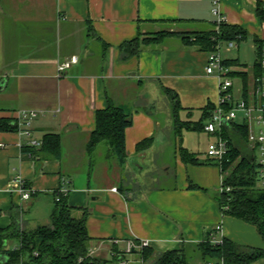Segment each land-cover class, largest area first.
<instances>
[{"label":"crops","instance_id":"0c3cea01","mask_svg":"<svg viewBox=\"0 0 264 264\" xmlns=\"http://www.w3.org/2000/svg\"><path fill=\"white\" fill-rule=\"evenodd\" d=\"M259 1L264 4V0H0V122L17 126L15 131L0 130V229L15 219L27 232L49 221L46 226L50 225L56 192L68 180L69 205L91 210L86 227L93 239L92 256L111 260L112 253H124L127 242L134 241L159 253L185 249L194 257L193 264H206L194 245L217 225L224 238L240 247L264 250L255 226L221 212L216 199L223 185L220 167L209 160L207 151L185 147L183 133L174 134L171 102L162 87L177 93L180 114L188 117L182 121H199L203 109L219 100L218 79L206 72L209 53L184 45L178 36L143 47L128 58L121 50L139 35L177 26L184 31L209 29L217 8L227 24L248 33L246 40L253 41L257 54L254 39L264 40V22L256 12ZM74 56L78 63L60 73L59 65ZM233 83L236 97H242V79L235 77ZM253 91L251 81L250 104ZM109 99L132 118L125 134V165L107 159L104 145L91 154L87 151L96 113L107 108ZM21 111L39 113L32 123L34 139L42 141L50 133L61 136L60 160L45 156L41 147L28 146L18 128ZM156 111H163V121ZM148 138L153 139L151 147L137 152V145ZM181 146L200 164L184 163ZM17 177L33 189L29 201L10 191ZM18 245L16 240L8 243L11 248ZM126 259L142 264L136 253ZM252 264H264V259Z\"/></svg>","mask_w":264,"mask_h":264},{"label":"trees","instance_id":"16d2710c","mask_svg":"<svg viewBox=\"0 0 264 264\" xmlns=\"http://www.w3.org/2000/svg\"><path fill=\"white\" fill-rule=\"evenodd\" d=\"M257 15L264 22V4L258 2ZM178 36L186 46H197L205 52H215L219 45L235 41L239 44L246 40L248 33L237 26L214 22L206 30L184 32H156L139 35L137 39L121 46L124 57L138 55L143 47L161 44L166 38ZM257 45V60L248 68L237 61H224V65L233 69L231 77H240L243 82V97L248 101V90L251 81L264 74L260 58L264 49V40L255 38ZM235 68H242L239 71ZM163 93L170 99L174 120V134L181 137L184 130L204 131L205 123L210 119L215 106L207 105L203 109L202 118L196 123L182 121L180 112L183 110L177 93L162 87ZM132 125V118L110 99L104 110L96 113V129L91 133L87 151L91 154L97 147H107V159H116L125 165L127 161L126 130ZM17 126L1 121L0 130L15 131ZM222 136L228 141L230 151L225 157L221 172L223 187H231L230 193L219 191L216 199L223 214L235 217L245 223L255 226L264 240V187L260 183V166L256 159V150L249 141V130L246 124L236 123L226 126ZM153 143L152 138L143 140L137 145V152L148 150ZM40 151L49 158L60 160L62 157V138L59 134H46L42 140ZM181 160L186 164H200L195 154L184 147L179 148ZM191 188H196L191 185ZM68 196V195H67ZM58 195L57 202L51 215V224L41 226L34 231L21 229L15 221L5 229H0V264H118V259L111 260L90 255V245L93 239L87 232L86 222L91 214L88 207H73L68 203V197ZM211 234L194 245L201 260L206 264L223 260L225 264H252L264 259V250L240 247L224 238L223 245L214 246ZM16 240V248L8 246ZM132 253L139 255L142 264H193V256L186 250L159 253L152 248L142 247ZM126 259V256H125Z\"/></svg>","mask_w":264,"mask_h":264},{"label":"built area","instance_id":"2783aa9c","mask_svg":"<svg viewBox=\"0 0 264 264\" xmlns=\"http://www.w3.org/2000/svg\"><path fill=\"white\" fill-rule=\"evenodd\" d=\"M217 4V1H216ZM213 14L216 16L215 23L219 26L225 23V18L220 14L219 10L215 8ZM229 49L237 48L235 41L227 43ZM219 45L217 51L210 52L206 72L209 75H214L219 82V100L215 105L210 119L204 125V131L210 135L215 136V141L211 142L208 146L207 156L209 160L218 165L221 169L222 163L230 151L228 141L222 136V130L226 126H230L236 122L241 125L246 124L249 130V141L251 146L256 150L257 163L260 166V183L264 187V74L255 79L254 82V101L250 104L242 96L237 98L234 93V83L231 74L233 69L224 65L225 59L221 55V48ZM260 62L264 69V49L261 52ZM78 63L76 56L72 57L68 62L59 65V72H65L72 65ZM37 111H21L18 116L19 131L26 137L27 144L31 148L42 147V141L33 138L32 123L38 117ZM70 182L64 180L61 188L57 191L58 195L67 196L69 193ZM116 191V188L113 189ZM233 189L231 187L224 188L221 186L220 191L223 193H230ZM10 191L18 193L22 200L29 201L33 195V189L28 187L21 177H17L11 182ZM59 197L56 198L58 202ZM211 243L214 246L223 245L224 235L221 225H217L214 232L211 234ZM142 247H147L146 244L141 243L138 245L134 241H128L124 249V253H112L118 259V264H130L125 259V256L132 254L135 250ZM90 255L92 253L90 252ZM208 264H225L223 260L219 262H210Z\"/></svg>","mask_w":264,"mask_h":264},{"label":"rangeland","instance_id":"374dc122","mask_svg":"<svg viewBox=\"0 0 264 264\" xmlns=\"http://www.w3.org/2000/svg\"><path fill=\"white\" fill-rule=\"evenodd\" d=\"M180 26H177L176 29L170 30V31H163V32H184ZM82 42V41H80ZM75 45V43H74ZM229 48L228 45L225 44L221 48V55L223 59L229 58L230 60H239L243 64H247L248 67H252L254 63L257 60V54L256 51L254 50V44L253 41L251 40H243L239 44H237V48L233 49L231 52H228ZM236 83L237 87L241 86V80L240 79H235L234 80ZM157 115V118L160 119L161 121L164 120L165 115L163 111H156L154 112ZM182 120H187L188 117L186 114L181 113L180 114ZM196 120L198 118V113L195 114L194 117ZM194 119V120H195ZM199 120V119H198ZM164 124V123H163ZM206 133V132H192V131H183V138H184V145L185 147L187 146H193V148H199L200 151L206 152L208 148L209 142H214L215 138L212 137V135ZM213 138V139H212ZM161 163V160L159 161ZM160 165V164H159ZM130 179L133 183H137L135 180H133L130 176ZM160 185H164V182H161ZM50 223V221H49ZM49 223H43L41 226H46V224ZM14 241V240H13ZM141 262V261H140Z\"/></svg>","mask_w":264,"mask_h":264}]
</instances>
